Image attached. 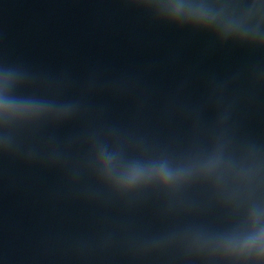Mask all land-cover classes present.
I'll list each match as a JSON object with an SVG mask.
<instances>
[{"label":"water","instance_id":"1","mask_svg":"<svg viewBox=\"0 0 264 264\" xmlns=\"http://www.w3.org/2000/svg\"><path fill=\"white\" fill-rule=\"evenodd\" d=\"M48 264H264V120L144 188Z\"/></svg>","mask_w":264,"mask_h":264}]
</instances>
